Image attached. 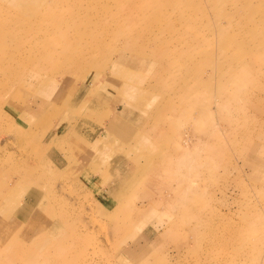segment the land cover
Masks as SVG:
<instances>
[{"label": "rangeland", "instance_id": "obj_1", "mask_svg": "<svg viewBox=\"0 0 264 264\" xmlns=\"http://www.w3.org/2000/svg\"><path fill=\"white\" fill-rule=\"evenodd\" d=\"M24 1L0 10L36 16ZM133 9L147 31L107 38L104 56L83 57L85 36L44 67L7 65L0 264H264V0ZM98 70L112 78L90 82Z\"/></svg>", "mask_w": 264, "mask_h": 264}, {"label": "bare ground", "instance_id": "obj_2", "mask_svg": "<svg viewBox=\"0 0 264 264\" xmlns=\"http://www.w3.org/2000/svg\"><path fill=\"white\" fill-rule=\"evenodd\" d=\"M56 1L57 0H47V1L33 0L31 2L24 1L23 6L25 7L24 9L26 10L27 9L33 10L36 7L39 8L38 13H36L37 15L33 17H31L29 14H26V12L20 16H15L9 14L10 13L8 12L10 11L9 9L8 11H2V9L0 10V31L3 30L1 34L2 37L0 38V82H3V79L5 78L13 77L14 72L8 71L7 65L8 64L13 65L15 63L18 64L21 63L20 61L28 62L25 59V57H36V56L39 57L40 60L39 63L36 64V66L40 65L41 67H44L52 60L51 59L46 61L49 54L52 56L59 54L56 58H61L65 53H67L68 51L67 49L70 46H76L78 44L85 42V41L80 42L78 39H82L83 37L88 36L90 41L89 43L85 42L86 44L84 46L85 50L83 53V57L84 55H86L88 59L93 60L107 54L108 51L103 50V48L99 46V43H104V41L107 38L119 36V35L120 36L123 35L125 37L129 33V31H132L134 29V27L145 30L147 29L145 28V26H147L146 25L147 11L144 12L141 11L136 13L135 10L133 9L136 6H138L141 9H145V7H147V0H73V1L62 0L60 3L59 2L57 3ZM93 3L95 5L98 4V7L91 8ZM118 3L123 4L124 13H119L118 11L115 12L111 11L114 8H110V7H115ZM106 8L109 9V13L111 15V19L108 21L105 20L107 18L104 17ZM220 15L222 16L224 15V13H221ZM10 17L15 18V20H13ZM23 18L29 19L26 20V22H29L28 24L29 26L26 29H25V23L20 21ZM8 22H10L9 27L7 26ZM36 22L41 23L40 29L36 27ZM169 29L170 28H167V30ZM53 34L58 35L57 40L54 39ZM139 34H141L140 42L144 44V42L147 41V37L143 36L144 33H139ZM256 35L257 34H248L247 39L243 43L244 44L251 43L253 40L257 38ZM223 36L225 38L224 34ZM11 42H14L15 44ZM262 42H264V38L262 39ZM11 44H14L17 47V49L13 51L12 47H10ZM134 44L135 43H131V42L126 43L124 45V48L136 49L137 46H135ZM108 63H106L105 65L108 66ZM250 64L253 63L250 62ZM111 66L113 68L114 65L112 64ZM15 67L16 66H14V68ZM68 68L66 67V69ZM111 73H112L111 70H109L107 73H104L103 70L101 73V71L98 70L94 75L91 74L90 77H92V80L90 82L96 80L97 78H103L108 76L111 77ZM82 74L83 73L81 72L80 75ZM122 75H124V72ZM188 92L190 94V91ZM193 93L194 92H192V95ZM6 94H12V92L9 90L8 91L0 90V108L2 109H6L8 107L6 102L8 100H12V97L9 98V96H5ZM190 96L188 95V97ZM58 97L59 95L56 97V99H54L55 102L59 99L61 100V98ZM87 98L88 96L86 97V100ZM63 99L64 98H62V100ZM11 104L12 101L9 102V105ZM49 107H51L50 104ZM3 111H7V110H3ZM50 145H49V149L53 147V145L51 146Z\"/></svg>", "mask_w": 264, "mask_h": 264}, {"label": "crops", "instance_id": "obj_3", "mask_svg": "<svg viewBox=\"0 0 264 264\" xmlns=\"http://www.w3.org/2000/svg\"><path fill=\"white\" fill-rule=\"evenodd\" d=\"M110 120L111 121L109 122V125L107 127V133L112 131V129H115V126H118L121 122H124V120L122 118H120L118 115H113V118H111ZM115 122H116V124H113ZM109 138H110V136L107 139H109Z\"/></svg>", "mask_w": 264, "mask_h": 264}]
</instances>
